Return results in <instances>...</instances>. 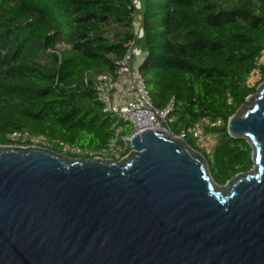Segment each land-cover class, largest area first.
<instances>
[{
	"label": "trees",
	"instance_id": "trees-1",
	"mask_svg": "<svg viewBox=\"0 0 264 264\" xmlns=\"http://www.w3.org/2000/svg\"><path fill=\"white\" fill-rule=\"evenodd\" d=\"M136 21L139 69L154 106L173 103L172 132L209 119L211 151L191 134L185 139L205 155L214 180L223 185L248 171L252 148L227 125L264 78V0H0V145L22 144L9 134L28 130L74 157L58 142L101 151L130 134L96 87L101 73L118 78Z\"/></svg>",
	"mask_w": 264,
	"mask_h": 264
},
{
	"label": "water",
	"instance_id": "water-1",
	"mask_svg": "<svg viewBox=\"0 0 264 264\" xmlns=\"http://www.w3.org/2000/svg\"><path fill=\"white\" fill-rule=\"evenodd\" d=\"M253 166L148 127L120 159L0 145V264H264V78L228 119Z\"/></svg>",
	"mask_w": 264,
	"mask_h": 264
},
{
	"label": "built area",
	"instance_id": "built-area-1",
	"mask_svg": "<svg viewBox=\"0 0 264 264\" xmlns=\"http://www.w3.org/2000/svg\"><path fill=\"white\" fill-rule=\"evenodd\" d=\"M138 26L139 36H143V30ZM138 36V35H137ZM142 55V49L138 46L137 38L132 41L126 50L125 54L119 61L117 69L118 75L128 72L129 84L128 94L120 104L113 102V94L116 89L117 79L110 73H101L98 76L97 92L98 98L104 104L105 111H114L117 117L125 122H128L132 126V132L130 134L121 135V141H112L107 148L101 151H94L88 148H82L70 144L69 142L60 141V144L65 151L75 155L74 157H103L114 158L118 157L121 152L127 147L131 146L132 138L140 133L143 129L148 127L161 128L163 127V121L168 125L173 121V118L169 117V113L173 108V103L168 104L165 108L159 109L154 106L151 91L147 86V83L139 69V63L133 65L135 57ZM207 124H211L209 119L202 118L199 121L192 124L190 127L183 129L179 134H175L179 137L186 138L188 134H191L195 142L205 151H211L212 144L207 142L210 135L206 133L204 127ZM120 130L117 129L119 135ZM11 139L22 140L20 146H42L52 147V143L44 136L33 134L28 130H17L9 134ZM115 159V158H114Z\"/></svg>",
	"mask_w": 264,
	"mask_h": 264
},
{
	"label": "rangeland",
	"instance_id": "rangeland-1",
	"mask_svg": "<svg viewBox=\"0 0 264 264\" xmlns=\"http://www.w3.org/2000/svg\"><path fill=\"white\" fill-rule=\"evenodd\" d=\"M134 2L136 3L137 6H140V0H134ZM136 16L138 17V14ZM142 38L143 36H139L138 34L137 43H138V46L140 45L141 48H142V45H141ZM260 63H264V56L261 58ZM134 64H137V57H135L133 60V65ZM260 75H261L260 72L257 71L254 75L250 77L249 79L250 82H256L260 78ZM124 92H126V90H123V91L118 90L117 92L113 94V102H115V104L122 103V101L124 100V97H123ZM206 133L210 135V138L207 139V142L212 144V142L215 141V136L213 134H210L209 132H206Z\"/></svg>",
	"mask_w": 264,
	"mask_h": 264
},
{
	"label": "crops",
	"instance_id": "crops-1",
	"mask_svg": "<svg viewBox=\"0 0 264 264\" xmlns=\"http://www.w3.org/2000/svg\"><path fill=\"white\" fill-rule=\"evenodd\" d=\"M136 23H137V21H136ZM142 56H143V50H142V55L137 57V63H139L141 61ZM128 84H129V73L126 72V73L119 75L117 78V84H116V89H115L114 93L117 92L118 90H120V91L126 90V92L123 93V97L125 98V96H127V94H128Z\"/></svg>",
	"mask_w": 264,
	"mask_h": 264
}]
</instances>
